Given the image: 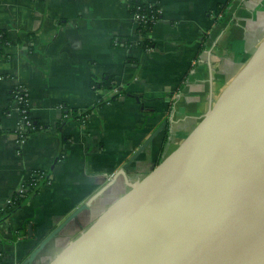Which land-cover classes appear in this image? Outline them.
Wrapping results in <instances>:
<instances>
[{
    "label": "crops",
    "instance_id": "1",
    "mask_svg": "<svg viewBox=\"0 0 264 264\" xmlns=\"http://www.w3.org/2000/svg\"><path fill=\"white\" fill-rule=\"evenodd\" d=\"M148 1L162 15L150 32L154 46L144 51L128 0H0V29L20 40L5 47L7 58L0 55V209L16 193L29 195L31 177L42 178L39 191L0 222V264H21L167 121L127 170L131 181L148 174L264 40V0ZM109 77L134 96L121 95L94 109L88 122L69 118L59 128L68 110L85 111L113 94L93 84ZM18 85L28 92L31 115L46 124L22 141L12 100ZM128 188L120 175L33 264L53 258Z\"/></svg>",
    "mask_w": 264,
    "mask_h": 264
},
{
    "label": "water",
    "instance_id": "2",
    "mask_svg": "<svg viewBox=\"0 0 264 264\" xmlns=\"http://www.w3.org/2000/svg\"><path fill=\"white\" fill-rule=\"evenodd\" d=\"M166 123L21 264L120 175L128 190L47 264H264V40L180 145L131 181L130 164Z\"/></svg>",
    "mask_w": 264,
    "mask_h": 264
},
{
    "label": "trees",
    "instance_id": "3",
    "mask_svg": "<svg viewBox=\"0 0 264 264\" xmlns=\"http://www.w3.org/2000/svg\"><path fill=\"white\" fill-rule=\"evenodd\" d=\"M40 2H45L47 0H38ZM226 4H222L219 6L220 10H224L226 7ZM128 11L133 16L138 15L139 18H136L138 27L137 31L141 37V39L137 43V47L143 49L144 51L149 50L154 46V42L152 41L150 37V32L152 28L154 27L155 23L161 18V10L159 6L152 4L148 0H128ZM20 43V40H14L12 39L8 32L5 29H0V55H4L5 58L8 57L7 54H5L4 50L5 47L8 45ZM130 45V44H129ZM93 84L95 87L103 88L106 91H114L113 94L105 99H101L99 102H97L93 107L85 110V111H78L76 109L74 110H68L65 118L58 124L59 128H62L63 124L69 119L74 118L79 120L82 123L88 122L91 113L94 109L100 108L104 106L105 104L116 100L121 95H132L129 91H127L125 88H121L119 85H116L111 77L105 78L102 81H94ZM23 88L21 85H18L14 87L12 90V100L17 102V91ZM23 96H26L28 98V92L25 90V92L21 93ZM27 94V95H26ZM18 106L20 108V118L24 117L25 115L28 116L29 120L31 121V126L28 127L27 131L20 134V139H25L29 134H31L33 131H36L38 129L44 128L46 124H44L41 120L34 118L29 110V102L26 100L20 101L18 103ZM67 137H62V143L67 142ZM166 141V139H165ZM64 158V156L61 154L59 156V159ZM33 186L30 187V193L28 196H21L19 194H15L12 198L11 203L3 208L0 209V222L6 220L11 215H13L18 209H20L27 201L29 200L30 196L32 194H35L39 191L40 183L33 182Z\"/></svg>",
    "mask_w": 264,
    "mask_h": 264
},
{
    "label": "built area",
    "instance_id": "4",
    "mask_svg": "<svg viewBox=\"0 0 264 264\" xmlns=\"http://www.w3.org/2000/svg\"><path fill=\"white\" fill-rule=\"evenodd\" d=\"M135 18H139V16L136 15ZM25 90L26 89L23 87V88H20L17 91V104L20 103V101H23V100H26L27 102H29V98H27L26 96H23L21 94L22 92H25ZM18 108H19V106H18ZM19 110H20V108H19ZM30 126H31V121L29 120L27 115H25L24 117L20 118L19 125H18L17 132H16V135H17V138H19L18 139L19 141L24 140V139H20V134L26 132L28 127H30Z\"/></svg>",
    "mask_w": 264,
    "mask_h": 264
},
{
    "label": "rangeland",
    "instance_id": "5",
    "mask_svg": "<svg viewBox=\"0 0 264 264\" xmlns=\"http://www.w3.org/2000/svg\"><path fill=\"white\" fill-rule=\"evenodd\" d=\"M220 6V5H219ZM221 13V12H220ZM219 13V14H220ZM163 160V157H161L157 162H161ZM33 182H38V183H40L41 184V182H42V178L41 177H39V176H33V177H31L26 183H25V187H27L29 190H30V187H32L34 184H33ZM16 194H18V193H16ZM20 195V194H19ZM70 242V241H69ZM58 249V248H57ZM57 249H56V252H57ZM52 258L51 257H49L48 258V261H46V262H44V264H47L50 260H51Z\"/></svg>",
    "mask_w": 264,
    "mask_h": 264
}]
</instances>
